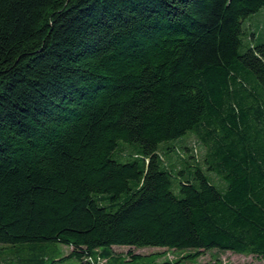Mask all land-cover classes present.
I'll return each instance as SVG.
<instances>
[{
  "label": "trees",
  "instance_id": "16d2710c",
  "mask_svg": "<svg viewBox=\"0 0 264 264\" xmlns=\"http://www.w3.org/2000/svg\"><path fill=\"white\" fill-rule=\"evenodd\" d=\"M262 8L0 0V264H145L114 247L264 259V43L241 53ZM189 132L225 189L166 163Z\"/></svg>",
  "mask_w": 264,
  "mask_h": 264
},
{
  "label": "rangeland",
  "instance_id": "374dc122",
  "mask_svg": "<svg viewBox=\"0 0 264 264\" xmlns=\"http://www.w3.org/2000/svg\"><path fill=\"white\" fill-rule=\"evenodd\" d=\"M243 31L244 35L241 36L242 40V48L241 53H245L248 47L254 46L260 43H264V8L258 11L256 14L252 15L251 17L247 18L243 22ZM254 35V37H253ZM167 143L162 144V146L166 145ZM175 146L174 152L165 156V161L169 165H173L176 170L181 169L183 166V162L181 161L182 158L188 159L190 163H200L199 165L203 170L204 174L207 178L211 181L213 185H215L218 189H225L226 183L223 179L214 172H210L207 170L206 165L204 164V148L198 143L197 139L195 138L192 132H189L186 136L182 139L175 140L170 142ZM125 147L130 148L132 145L124 144ZM128 153L127 149H124V153ZM181 157V159H179ZM174 192L179 194V190L177 187L174 186ZM28 247V246H26ZM55 246L54 245H44L41 249H45L51 251ZM57 249L63 254L64 257H67L72 248L57 245ZM0 250L2 247L0 246ZM5 250V249H3ZM132 252L137 256L146 257L144 259V263L148 264L151 262L152 259L157 257V263H165L170 262L171 264H264V259H259L256 256H245L240 254H235L232 252H217V251H210L204 252L201 256L198 257L194 262H189L184 259V257L188 254L187 252L179 253L174 251H169L162 248H143V249H136V248H128V247H114L113 252L117 256H124L127 261L130 260L128 258V253ZM6 252V251H5ZM8 252V250H7ZM152 256V257H151ZM179 261V263H176ZM140 261H136L135 263L129 264H139ZM58 264H79L76 259H68L65 262H60ZM104 264V263H103Z\"/></svg>",
  "mask_w": 264,
  "mask_h": 264
},
{
  "label": "built area",
  "instance_id": "2783aa9c",
  "mask_svg": "<svg viewBox=\"0 0 264 264\" xmlns=\"http://www.w3.org/2000/svg\"><path fill=\"white\" fill-rule=\"evenodd\" d=\"M87 261L89 262V264H106V260H102V259H94V258H88ZM225 264V263H224Z\"/></svg>",
  "mask_w": 264,
  "mask_h": 264
}]
</instances>
